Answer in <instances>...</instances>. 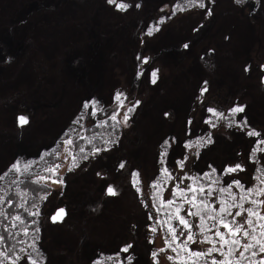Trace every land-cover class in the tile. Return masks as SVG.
Masks as SVG:
<instances>
[{
    "label": "rangeland",
    "instance_id": "obj_1",
    "mask_svg": "<svg viewBox=\"0 0 264 264\" xmlns=\"http://www.w3.org/2000/svg\"><path fill=\"white\" fill-rule=\"evenodd\" d=\"M204 2L205 8L189 6L173 15V6L185 0H0V185L8 170L18 177L29 165L37 178L60 165L41 181L50 193L36 209L45 224L46 264H174L168 257L177 253L165 244L170 233L163 222L174 212L166 201L180 178V187H187L192 180L186 177L215 168L214 188L233 179L246 188L259 185L253 175L264 162V0ZM117 92L127 97L123 107L114 100ZM92 100L98 102L95 116L91 106L83 108ZM136 101L125 126L123 113ZM234 105L244 112L232 116ZM209 107L224 113L212 116L215 127L205 122ZM114 111L119 123L109 118ZM21 114L27 125L18 124ZM99 123L107 139L119 133L81 160L78 142ZM252 130L261 135L248 136ZM69 138L70 146L64 143ZM72 156L77 166L68 171ZM237 163L245 171L223 174ZM110 185L117 195L107 194ZM62 207L67 216L52 222ZM188 219L196 232L198 218ZM129 244L127 253L121 251ZM210 246L190 245L201 251Z\"/></svg>",
    "mask_w": 264,
    "mask_h": 264
},
{
    "label": "snow or ice",
    "instance_id": "obj_2",
    "mask_svg": "<svg viewBox=\"0 0 264 264\" xmlns=\"http://www.w3.org/2000/svg\"><path fill=\"white\" fill-rule=\"evenodd\" d=\"M109 3H113L114 0H108ZM237 4H242L244 0H235ZM189 6H198L200 8H205L204 0H185L183 5H174L172 14L175 15L177 11H184L186 7ZM119 7L124 9L125 4H120ZM208 14H211L209 9ZM159 30V29H157ZM152 34L151 30L148 33ZM188 47V45H184ZM144 63H147L145 58ZM264 68V66H261ZM249 69L246 67L245 71ZM158 70H153L151 72L152 83H156V77ZM205 85L207 82H204ZM208 91L207 87L201 89V95ZM127 97L123 93L117 92L114 96V100L117 102L118 107H123ZM139 101H136L131 107L123 113V124L127 126L128 120L130 119L129 113L133 112L135 108L139 105ZM97 104L95 100L87 101L84 103L83 108L88 109L92 107V112L90 115L95 116L97 114ZM103 110V109H101ZM207 111L212 115L206 119V123L215 127V124H212V116L217 117L218 119L224 118V113L218 111L213 107L207 108ZM232 116H235L238 113L244 112V106L234 105L230 110ZM119 112L114 111L110 115L112 121H117L118 123ZM18 124L20 126L27 125L29 123L28 117L21 114L18 116ZM107 123V121H104ZM191 123V121H189ZM246 120L242 124L246 125ZM231 126V125H229ZM247 135L250 137L260 136L261 133L252 130L248 131ZM201 140L204 138L201 137ZM91 142V141H90ZM207 143H211L209 138ZM66 145H72L73 141L71 138L64 141ZM168 142L165 141V144ZM260 144H264V140L259 141ZM192 145H188L191 147ZM69 151V149H66ZM81 152L84 151L83 148L80 149ZM96 153H99L101 150L97 148ZM253 151H256L254 149ZM259 151L264 152V148L259 149ZM166 154V153H165ZM162 154V155H165ZM67 158V157H66ZM87 156H84L83 159H87ZM251 158V156H250ZM76 158L72 156V164L68 168V171H71L73 167H76ZM125 165L121 163L120 167L123 168ZM29 165L24 166V170L28 171ZM60 167L59 164L53 165L50 168H47L46 171L51 173V176H38L34 183L39 184L41 181H47L51 179L52 176L57 174V169ZM180 167H183V162H181ZM15 171H20V166L18 164L13 165ZM163 174L168 175L171 178L168 169L164 168L161 170ZM245 171L244 167L237 163L234 166H226L224 169V175H231L237 172ZM256 172L261 173V175H253L254 181H259V185H253L250 187H245L238 179H233L229 184L223 187H213V185H218L219 180L213 179L212 174L216 173V169L212 168L211 173H204L202 177H186L189 180H192V183L187 187H180V183H183L185 178H180V183H177L173 189L172 194L173 198L166 201L167 205L174 207V212L168 214V221H165L170 233V239L165 240V244L168 249H171L174 253H177L176 257L169 256V260H173L174 264H200V261L203 259L204 264H264V211L261 209L264 208V199H255L253 197H264V167L256 169ZM138 173H133V176H138ZM2 178V177H0ZM207 179L209 183L207 185L200 183L202 179ZM62 178L60 180H53V183H62ZM137 181H133V186H136ZM155 186V185H154ZM233 186H235L240 191L239 199L235 192H233ZM139 191V189H137ZM159 191V190H158ZM214 193H219L220 195L215 197V202L209 198L214 197ZM107 194L115 196L118 194L117 190L111 185L107 188ZM179 201V202H177ZM0 202H3V198L0 197ZM8 203L11 205L12 201L9 199ZM219 204V207L216 204ZM185 204L189 205L185 209ZM250 205L245 207V205ZM35 207V204L32 205ZM23 207V205H20ZM235 209V211H233ZM184 212L182 215L181 213ZM3 213L0 212V215ZM39 210L36 212L30 213V215H38ZM65 210L63 208L57 210V212L51 217L53 222H56L57 219H62L65 215ZM246 214V219L238 221V218L244 217ZM188 217L198 218L195 223L196 232L193 231V223H191ZM152 218L151 216L149 217ZM14 219L18 222L21 221L20 215H16ZM175 220L177 223L174 226L171 221ZM211 222V223H209ZM32 223H35L33 221ZM161 223V221H157ZM15 227V225H13ZM223 229V231H221ZM152 232H157V228L152 226L150 228ZM38 231V230H37ZM179 232V235H177ZM24 233H28V229H24ZM187 233V235H185ZM204 233H209V235H204ZM203 235L202 240H197V235ZM181 237H184L181 240ZM4 238L0 237V241ZM202 244L209 243L211 246L206 251L193 250L190 247L191 244ZM173 244H176V247H173ZM217 245H219L217 247ZM132 247L131 244L123 247L121 251L127 253ZM179 250V251H178ZM161 252L165 249H161ZM180 253H187V256L181 255ZM216 255H213V254ZM7 257V253L2 254ZM117 256L119 253L116 254ZM153 257L157 253H152ZM219 257V258H218ZM210 258V259H207ZM108 259H112L109 257ZM131 259V257H128ZM30 264H38L37 260L34 259L31 255L28 257ZM0 264H3V261L0 260ZM15 264V261H13Z\"/></svg>",
    "mask_w": 264,
    "mask_h": 264
},
{
    "label": "trees",
    "instance_id": "obj_3",
    "mask_svg": "<svg viewBox=\"0 0 264 264\" xmlns=\"http://www.w3.org/2000/svg\"><path fill=\"white\" fill-rule=\"evenodd\" d=\"M108 122L109 125L112 124V121ZM120 128L122 129V127ZM84 134V137L82 136L80 142H78L79 145L76 147V156L81 160H84V156L88 157L95 146L99 147L101 145L104 148L106 142L115 141L117 135L107 139V135L103 133L101 123L93 125ZM81 148L84 149L83 152L80 151ZM40 159L43 162L44 156L40 157ZM35 166L36 162H31V167ZM259 167H264L262 160L258 164ZM7 172L9 174L3 178L0 185V197L3 198V202H0V212L3 213L0 215V237L4 238L0 241V260L3 261V264H13V261H15V264H26L30 263L28 257L31 255L37 260L38 264H46L48 254L43 245L45 227L42 218L43 214L41 211L35 216L30 215V213L36 212V209L42 203L41 201L49 195L50 191L44 183H34L36 180L35 176L38 174L36 171L22 172L18 177L11 170ZM17 172L15 171V173ZM255 175L259 176L261 173L256 172ZM235 193L237 195L239 190L235 191ZM253 198L257 199L259 197ZM9 199L12 201L11 205L8 203ZM33 204H35V207L32 206ZM20 205H23V207H20ZM16 215H20L22 222L14 219ZM33 221L35 223H32ZM25 228L28 229L27 234L24 233ZM4 253L8 254L7 257L2 255ZM105 262L110 264L108 261Z\"/></svg>",
    "mask_w": 264,
    "mask_h": 264
},
{
    "label": "water",
    "instance_id": "obj_4",
    "mask_svg": "<svg viewBox=\"0 0 264 264\" xmlns=\"http://www.w3.org/2000/svg\"><path fill=\"white\" fill-rule=\"evenodd\" d=\"M263 69H264V68H263ZM62 208L65 210V213H66V214L63 215V218H62V219H57V221H63L64 217L67 216V214H68V212L66 211V208H65V207H62ZM59 209H61V208H58L57 210H59ZM56 212H57V211H56ZM56 212H55V213H56ZM51 221L53 222L52 219H51Z\"/></svg>",
    "mask_w": 264,
    "mask_h": 264
},
{
    "label": "flooded vegetation",
    "instance_id": "obj_5",
    "mask_svg": "<svg viewBox=\"0 0 264 264\" xmlns=\"http://www.w3.org/2000/svg\"><path fill=\"white\" fill-rule=\"evenodd\" d=\"M262 70H264V69L262 68ZM262 81H264V77H263V80Z\"/></svg>",
    "mask_w": 264,
    "mask_h": 264
}]
</instances>
